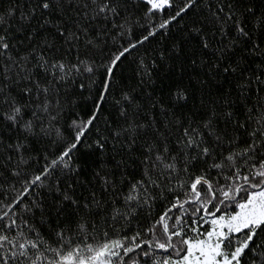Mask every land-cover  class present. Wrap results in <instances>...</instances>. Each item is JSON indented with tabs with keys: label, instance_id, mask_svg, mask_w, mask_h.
<instances>
[{
	"label": "snow or ice",
	"instance_id": "obj_1",
	"mask_svg": "<svg viewBox=\"0 0 264 264\" xmlns=\"http://www.w3.org/2000/svg\"><path fill=\"white\" fill-rule=\"evenodd\" d=\"M0 264H264V0H0Z\"/></svg>",
	"mask_w": 264,
	"mask_h": 264
}]
</instances>
